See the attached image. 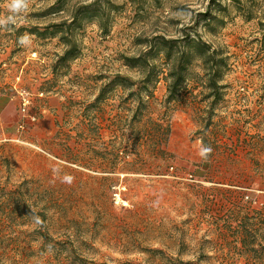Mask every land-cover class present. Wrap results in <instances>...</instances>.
I'll use <instances>...</instances> for the list:
<instances>
[{"label":"rangeland","instance_id":"374dc122","mask_svg":"<svg viewBox=\"0 0 264 264\" xmlns=\"http://www.w3.org/2000/svg\"><path fill=\"white\" fill-rule=\"evenodd\" d=\"M186 33L228 57L226 87L194 67L166 112L124 56ZM0 264H264V0H29L0 28Z\"/></svg>","mask_w":264,"mask_h":264},{"label":"trees","instance_id":"16d2710c","mask_svg":"<svg viewBox=\"0 0 264 264\" xmlns=\"http://www.w3.org/2000/svg\"><path fill=\"white\" fill-rule=\"evenodd\" d=\"M94 4L95 2L86 5V16L91 20H96L102 29V34L106 35L108 34V29L103 23L104 16L99 13L98 9L93 10L92 5ZM51 26L54 27L55 25ZM55 32L59 31H53V34H56ZM45 34L42 33L43 37H46L44 36ZM71 53L72 49H67L62 59H68ZM156 59L160 61L157 72L154 70ZM124 60L125 64L130 68L151 69L149 75L143 79L144 83L149 81L158 82L162 76L167 85V95L164 104L166 112L171 109V106L185 101L184 92L188 89L189 81L193 80L195 76L194 67L199 66L203 71V75L195 81L197 86L209 90V95L220 96V90L226 87L222 81L225 75L224 70L229 68L228 57L223 55L222 49L214 47L199 35L195 36L191 33H186L179 38H169L160 35L148 42L146 50L138 55H125ZM112 82L125 88L132 85L130 78L122 76L120 73L114 76ZM142 114L143 112L140 111V117H142ZM136 116H139L137 111L134 112L131 119ZM169 129V127L166 129L165 142L167 141ZM124 144L120 148L129 146L128 141ZM120 148L116 147L115 150L118 151Z\"/></svg>","mask_w":264,"mask_h":264},{"label":"clouds","instance_id":"9594fccd","mask_svg":"<svg viewBox=\"0 0 264 264\" xmlns=\"http://www.w3.org/2000/svg\"><path fill=\"white\" fill-rule=\"evenodd\" d=\"M28 7L29 0H9L8 10L10 15L0 17V28H7L9 25L15 24L17 16L26 11ZM18 43L21 46L28 47L32 43V37L25 33L18 38ZM211 152L212 148L210 146L202 145L199 150V156L206 160ZM65 179L71 182V177H66ZM33 221L36 225H43V221L38 215H33Z\"/></svg>","mask_w":264,"mask_h":264},{"label":"built area","instance_id":"2783aa9c","mask_svg":"<svg viewBox=\"0 0 264 264\" xmlns=\"http://www.w3.org/2000/svg\"><path fill=\"white\" fill-rule=\"evenodd\" d=\"M29 102V100L24 101V104L26 105Z\"/></svg>","mask_w":264,"mask_h":264}]
</instances>
